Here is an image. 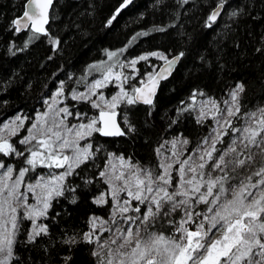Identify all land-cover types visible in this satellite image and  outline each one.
<instances>
[{"label":"trees","instance_id":"16d2710c","mask_svg":"<svg viewBox=\"0 0 264 264\" xmlns=\"http://www.w3.org/2000/svg\"><path fill=\"white\" fill-rule=\"evenodd\" d=\"M26 1L0 0V126L19 113L27 116L25 123L30 124L61 82L69 109L97 115L89 102L72 99V93L100 74L90 72V65L108 61V51L125 48L133 37L135 41L119 57L122 62L153 51L168 57L184 53L176 71L161 84L153 105L122 102L117 107L125 135L93 133L85 139L94 156L65 178L63 194L51 200L47 216L40 218L48 226L47 235L29 242L32 224L23 220L10 261L65 264V257H71L67 264H96L91 255L95 244L84 242L82 237L89 230L91 216L110 215V199L103 205L93 202L108 191L99 173L110 153L153 168L160 163L156 149L168 139L184 136L189 148H195L212 129L213 121L197 122L193 93H197L196 98L212 97L221 102L233 87L243 84L241 113L264 107V0H136L119 14L116 9L123 0H56L48 34L30 43L31 30L18 33L11 23L23 13ZM220 3L224 4L222 14L209 22L212 10ZM161 62L150 56L148 61L137 63L136 71L125 67L129 80L124 87L129 94ZM129 125L134 131L128 130ZM22 134L13 138L21 149L18 141ZM0 159L16 167L24 165L23 157L2 154ZM46 169L38 165L28 176ZM178 218L175 215L174 219ZM161 225L169 229L165 235L174 234L176 226ZM70 236H76L78 243H63Z\"/></svg>","mask_w":264,"mask_h":264},{"label":"snow or ice","instance_id":"6c2138e0","mask_svg":"<svg viewBox=\"0 0 264 264\" xmlns=\"http://www.w3.org/2000/svg\"><path fill=\"white\" fill-rule=\"evenodd\" d=\"M129 2L124 0L121 7ZM52 3L53 0H28V10L11 22L15 31L30 28L33 35L29 37V43L39 35H47L45 25L49 23ZM218 15V10L213 11L209 22H214ZM140 35L147 33L137 34ZM135 39L133 37L125 48L107 52L108 61L112 63L102 61L90 65V72L101 73V78L87 84L86 92L72 93V99L88 101L92 108L98 109V116L88 119L87 123L69 126L67 117L73 112L68 107L58 110L55 107L60 103L57 97L64 91L61 82L51 103L45 101L47 110L35 117L27 130L28 135L18 141L31 147L19 151L9 139L17 135L28 120L27 116L18 115L0 126V153L23 157V163L27 165L14 168L0 159V264L13 261L23 220L32 224L27 236L29 242L47 235L48 226L37 224V219L46 217L51 200L63 194L65 178L94 156L92 145L81 147L80 141L93 133L125 135L116 122V108L122 102L142 101L151 105L159 81L170 74L172 66L184 55L181 52L169 59L164 53L153 51L122 62L119 57ZM52 42L59 44L58 40ZM150 56L164 61L165 66L157 72L147 73L146 81L141 80V86L132 87V94H129L124 87L129 76L123 69L131 67L136 71L137 63L148 61ZM117 67L121 71H116ZM113 81L120 90L109 100L98 90ZM243 91L244 85L237 84L229 93L230 100L223 101L224 109L213 99L203 102L197 122L202 123L210 116L215 127L196 148H187V138L173 139L171 156L153 168L132 163L130 157H114L117 163L109 160L111 175L106 171L99 173L101 177H108L109 191L101 193L93 202L103 205L108 203L106 196L110 197L114 202L111 219L92 217L90 230L82 237L84 242L95 244L97 250L91 255L96 257V264H264V107L241 113L239 96ZM196 95L193 93L191 99L195 100ZM93 96L99 102L93 100ZM76 115L83 118L78 112ZM125 123H128L127 118ZM128 130L134 131L131 125ZM225 137H229L227 146L217 147L225 144ZM162 148L163 145L156 152L159 154ZM66 150L70 154H66ZM25 152L28 153L26 157ZM38 165L65 171L58 175L50 173L47 178L40 177L35 183L25 184L26 174ZM121 193L127 198L121 199ZM30 194L35 203H28ZM198 206L206 210L197 211ZM181 210L183 216L177 224L173 215H180ZM129 212L135 215H128ZM165 219L176 226L179 236L164 235L163 232L169 229L163 225L160 231L151 230L158 221ZM97 232L111 235L101 242L103 237L96 235ZM214 235L216 239H213ZM63 243L75 245L78 241L76 236H70ZM70 259L65 257V264Z\"/></svg>","mask_w":264,"mask_h":264},{"label":"rangeland","instance_id":"374dc122","mask_svg":"<svg viewBox=\"0 0 264 264\" xmlns=\"http://www.w3.org/2000/svg\"><path fill=\"white\" fill-rule=\"evenodd\" d=\"M129 60H131V58L129 59ZM125 63H127V61L125 62ZM128 68H130V69H132L131 67H128ZM135 68H136V66H135ZM116 71H121V69L119 68V67H117L116 69H115ZM101 78V73L100 74H98L97 76H95L88 84H91L92 83V81L93 80H95V79H100ZM236 87V86H235ZM235 87H233L232 89H234ZM119 86H118V84L115 82V81H113L112 83H110V84H108V86L106 87V88H103V89H99L98 90V92H103V94H104V96H105V98L106 99H111V97L113 96V95H115L117 92H119ZM58 91V90H57ZM56 91V92H57ZM87 91V89H86V86L85 87H83V88H77L76 90H74L73 92H75V93H80V92H86ZM56 92H54L46 101H49V103H51V98L54 96V94L56 93ZM240 96H241V93H240ZM240 96H239V102H240ZM57 99L60 101V103L59 104H57L55 107L57 108V110L60 108V107H67L66 106V104H65V101H64V98H63V95L62 96H60V97H57ZM92 99L93 100H97V97H95V96H93L92 97ZM209 99H213V100H215L216 102H217V104L219 105V107L221 108V109H224L225 107H226V105H224V103H223V101H225V100H230V96H229V94H228V96L226 97V99L225 100H223V101H218V100H216V99H214V98H212V97H201V98H196L194 101V110H195V116H196V118L198 119L199 118V116H200V109H201V106H202V104H203V102L204 101H207V100H209ZM81 101H83V100H81ZM86 102H88V101H86ZM97 102H99L98 100H97ZM89 104L91 105V103L89 102ZM47 107H48V105L47 104H45L42 108H41V110H39L36 114H35V116H34V120L32 121V122H35V117L38 115V114H40V113H43L44 111H46L47 110ZM208 107L210 108L211 107V105H208ZM95 109V108H94ZM70 111H72L73 112V115L72 116H69V117H67V123L69 124V126H71V125H78L79 123H81V122H84V123H87L88 122V119H90V118H92V117H96V116H98V114L97 115H95V114H93V113H88V112H81V111H76V110H72V109H69ZM97 110V112H99V110L98 109H96ZM116 110H117V108H116ZM256 109H254V110H252V111H255ZM80 113V114H82V119H81V117H78L77 115H76V113ZM21 116V117H24L21 113H19V114H17V115H15V116H13V117H11V118H9V119H7V120H5L3 123H2V125L1 126H3L5 123H8V122H10V121H12V120H14L15 119V117L16 116ZM207 119H211V117L209 116V117H207V118H205L204 120H207ZM203 120V121H204ZM212 120V119H211ZM213 121V127H215V121L214 120H212ZM31 122V123H32ZM18 123L19 122H17V125H18ZM31 123L30 124H28V125H26V123L24 122V125H23V127H20L19 128V131H18V133H17V135L16 136H18V135H20V134H22V132L24 131V133L22 134V136H20L21 137V139L23 138V137H25V136H27L28 135V128H30L31 127ZM26 125V126H25ZM212 127V128H213ZM211 131V130H210ZM210 131H209V133H210ZM209 133L206 135V136H208L209 135ZM5 135H7V134H5ZM232 134L231 133H229V136H231ZM205 136V137H206ZM15 136H12V137H9V139H10V141L13 143V145L19 150V151H24V148H26L25 147V145H21L22 146V149H21V147H19V146H17L16 145V143L13 141V138H14ZM176 138H180V139H184V138H186V137H184V136H176V137H173V138H171V139H168V140H166V141H164V143L162 144L163 145V148L161 149V152L158 154V156H159V158H160V162H164L167 158H169L170 156H171V151H172V145H171V141L173 140V139H176ZM85 139H87V137L85 138ZM85 139L84 140H81L80 141V146L81 147H84L85 145H87V143L85 142ZM188 139V138H187ZM225 140H226V142H225V144L224 145H217V147H226L227 146V143H228V140H229V137H225L224 138ZM203 140V139H202ZM33 143H35V141H33ZM197 147V146H196ZM195 147V148H196ZM159 148H161V146L159 147ZM187 148L189 149V150H191V148H189V144L187 145ZM192 149H194V148H192ZM3 153H1L0 154V156L2 155ZM66 154H70V152H68L67 150H66ZM185 155H187V153L185 154ZM13 156H15V155H13ZM119 156H121V155H117V154H115V153H110L109 154V157H108V159H107V162H106V165H105V167L103 168V170L102 171H106V172H108L109 173V175H111V170H110V168L108 167V164H109V160H112V162L113 163H117L116 162V160L114 159V157H119ZM183 158V157H182ZM125 159H127V158H125ZM168 162H170V160L168 161ZM132 163H136V162H134V161H132ZM6 165H11V166H13L14 168H18V167H16V165L14 164V163H10V164H6ZM27 165H22V166H20V167H26ZM46 167V166H45ZM145 167V166H144ZM65 171V169H63V168H61V169H56V168H52V169H46V170H44L42 173H38L36 176H34V177H29L28 176V174H26V177H25V184H27V183H35V181L37 180V179H39L40 177H45V178H47L48 177V175L50 174V173H52V174H60L61 172H64ZM14 175H15V173H14ZM174 176H175V173H174ZM104 178V180L106 181L107 180V178L108 177H103ZM22 190H24L23 189V186H22ZM108 191H109V185H108ZM107 191V192H108ZM170 191H171V189H170ZM127 197H126V194L125 193H121V199H126ZM106 199H110L111 200V198L110 197H107L106 196ZM112 201V200H111ZM28 203H35V201H34V199H33V197H32V195L30 194L29 195V197H28ZM136 206V202L135 201H133V207H135ZM113 207H114V202L112 201V209H111V212H110V215L108 216V217H103V216H99V215H93V216H91L90 217V219L92 218V217H98L99 219H101V220H105V221H108V220H110L111 219V215H112V212H113ZM144 206L143 205H141V208H143ZM200 207L201 206H198L197 207V211H205L206 209H200ZM48 212V211H47ZM181 215H179V218L177 219V220H175L176 222H177V224L179 223V221H180V219H181V217L183 216V211L181 210ZM128 215H135V213H133V212H129L128 213ZM40 218H42V217H40ZM40 218H38L37 219V224H42V225H44L41 221H40ZM173 218H175V214L173 215ZM90 221V220H89ZM162 221H158L157 222V224L155 225V227L153 228V229H151V230H153V231H160V229H161V224H163L164 222H165V225L166 224H168V222H167V219H165V220H163V222L161 223ZM108 225H105V227H107ZM173 226V228H175V226L174 225H172ZM188 227L190 228V229H193V226L192 225H188ZM89 230H90V223H89ZM88 230V231H89ZM175 231H173L174 232V234L176 235V236H179L180 235V233H177L176 232V229H174ZM163 234L165 235V232H163ZM96 235H98V236H102L103 237V239H102V241L101 242H103V240H106V239H108L109 237H110V233H108V232H103V233H101V232H97L96 233ZM167 236V235H166ZM217 238V236L216 235H214L213 236V239H216ZM95 250H97L96 249V246H95Z\"/></svg>","mask_w":264,"mask_h":264},{"label":"water","instance_id":"95a60500","mask_svg":"<svg viewBox=\"0 0 264 264\" xmlns=\"http://www.w3.org/2000/svg\"><path fill=\"white\" fill-rule=\"evenodd\" d=\"M55 1H56V0H53V3H52V5H51V7L49 8V23H48L47 25H45V27L47 28V30H48V27H49V24H50V21H51V11H52V8H53V5H54ZM134 1H136V0H130V2L127 3L126 6L121 7V5L124 4V1H123L122 4L117 8V9H119V12L117 13V10H116V14H119L121 11H123L124 9H126V8H127L128 6H130ZM27 4H28V0L25 2L24 11L28 10V9H27ZM223 8H224V4H219L217 7L214 8L213 11H217V10L219 11V15L217 16V18H216L215 21H217V19H218V18L220 17V15L222 14V12H223ZM24 11H23V12H24ZM213 11H212V12H213ZM22 14H23V13H22ZM22 14H21V15H22ZM211 14H212V13H211ZM21 15H20V16H21ZM20 16H18V17H20ZM18 17H17V18H18ZM215 21H214V22H215ZM28 30H30V28H29V29H22V30H21L20 32H18V33L26 32V31H28ZM175 56H177V55H175ZM175 56H173V57H175ZM173 57H171V58H169V59H172ZM180 60H181V57H180V59L177 60L176 63L172 66L170 74H168V75L166 76L165 79H161V80L159 81V84L157 85L156 90H155V95L152 97V99H153V103H154V101H155V99H156V96H157L159 90H160L161 84H162L164 81L168 80V79L173 75V73L176 71V69H177V67H178V65H179V63H180ZM164 66H165V65H164V61H163V63L159 66V68H158L157 71H159V69H160L161 67H164ZM157 71H156V72H157ZM140 86H141V85H140ZM140 86H139V87H140ZM138 103H141V104H144V105H149V104H145V103H143L142 101H138ZM153 103H152V104H153ZM152 104H151V105H152ZM116 113H117V115H116V122H117V124L120 126V128H121L122 130H124V128H123V126H122V124H121V122H120L119 112L116 111ZM98 115H99V113H98ZM102 136H103V135H102ZM104 137H120V136H104Z\"/></svg>","mask_w":264,"mask_h":264},{"label":"bare ground","instance_id":"6f19581e","mask_svg":"<svg viewBox=\"0 0 264 264\" xmlns=\"http://www.w3.org/2000/svg\"><path fill=\"white\" fill-rule=\"evenodd\" d=\"M123 1H124V0H123ZM121 4H122V3H121ZM121 4H120V5H121ZM220 4H223V3H220ZM120 5H119V6H120ZM218 5H219V4H218ZM218 5H217V6H218ZM119 6H118V7H119ZM116 10H117V9H116ZM213 10H214V9H213ZM213 10H212V11H213ZM211 13H212V12H211ZM20 15H21V14H20ZM20 15H18V16H20ZM210 15H211V14H210ZM18 16H15V18H17ZM15 18H14V19H15ZM217 20H218V19H217ZM175 55H179V54H175ZM175 55H173V56H175ZM173 56H170V57H168V58H171V57H173ZM162 63H163V61L160 63V65H161ZM160 65H159V66H160ZM159 66L154 70V72H156V71L158 70ZM140 85H141V84H140ZM140 85H139V86H140ZM139 86H138V87H139ZM153 104H154V103H153ZM153 104H152V105H153ZM149 106H151V105H149ZM116 111H118V110H116Z\"/></svg>","mask_w":264,"mask_h":264}]
</instances>
